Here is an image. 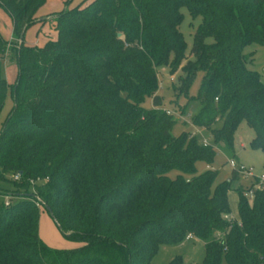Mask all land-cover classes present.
Returning <instances> with one entry per match:
<instances>
[{
	"label": "trees",
	"instance_id": "obj_1",
	"mask_svg": "<svg viewBox=\"0 0 264 264\" xmlns=\"http://www.w3.org/2000/svg\"><path fill=\"white\" fill-rule=\"evenodd\" d=\"M46 1L0 0L12 21V41L0 34V112L7 94L13 101L0 126V194L16 196L0 201V264H150L160 245L188 233L205 241L200 264H264V188L249 196L250 184H239L240 221L231 219L240 172L216 183L215 145L173 134L158 93L160 66L180 70L176 93L202 70L193 123L233 150L246 120L264 152V79L245 50L264 45V0H84L51 15L55 38L26 45ZM184 7L202 17L193 57L179 28ZM45 205L77 245L42 240Z\"/></svg>",
	"mask_w": 264,
	"mask_h": 264
},
{
	"label": "rangeland",
	"instance_id": "obj_2",
	"mask_svg": "<svg viewBox=\"0 0 264 264\" xmlns=\"http://www.w3.org/2000/svg\"><path fill=\"white\" fill-rule=\"evenodd\" d=\"M83 1L84 0H47L37 9V21L30 24L25 30L23 39L24 44L40 46L49 38H55V23L51 15L64 9L74 8ZM181 11L184 13V19L179 28L180 31L183 32L187 43L186 54L189 57H193L191 50L194 43V36L201 23L202 17H193L187 7H184ZM11 33V18L8 13L0 7V34L5 40L12 41ZM208 41L211 42L213 39L208 38ZM245 50L250 52L254 51L252 61L249 62V65L259 70L264 79V45L253 43L248 45ZM3 63L6 80L10 83L14 80L17 69L15 59L10 52L5 54ZM179 73V69L171 72L169 65H162L159 67V80L161 83L158 88V93L161 94L163 107L168 109L172 117L176 119V122L170 128L171 132L173 134L183 133L184 131L189 133L192 132L200 140L203 141L206 139L209 143L215 145L217 153L212 162V166L214 169L218 170L216 183L233 176V167L230 163L231 158H235L238 162L252 166L257 173L262 172L264 170V152L260 148L253 147L250 143L255 134L254 129L246 120H242L235 133L233 150L229 149L222 142L216 143L211 127L197 126L192 121V116L201 108V102L194 96L198 93L204 72L198 70L193 76L187 91L184 90L176 93L173 89V84H177ZM12 103L13 101L10 94H7L0 112V126L12 106ZM142 104L146 107L152 106L151 97L146 96ZM179 105L185 106L183 113L177 111ZM207 165L208 163L205 160L200 159L197 161L199 170L207 168ZM176 172V169H171L169 171L171 175H174ZM241 183L248 185L251 183V179L240 173L239 176L233 179L231 184L232 187L229 191L231 219L237 221H240V194L236 187ZM5 198V194H0V201ZM8 198L16 199V196L10 195ZM38 233L42 240L55 247H70L79 243L78 240L68 237L59 228L52 215L46 209H42L40 212ZM176 256H181L184 264H200L205 256V241L198 237H185L183 240L176 243L162 244L152 255L150 264H166ZM224 264L228 263L224 261Z\"/></svg>",
	"mask_w": 264,
	"mask_h": 264
},
{
	"label": "built area",
	"instance_id": "obj_3",
	"mask_svg": "<svg viewBox=\"0 0 264 264\" xmlns=\"http://www.w3.org/2000/svg\"><path fill=\"white\" fill-rule=\"evenodd\" d=\"M204 141L207 142L206 139ZM230 163L233 168L238 169V171L242 173L245 177H248L251 179L250 186L246 189L247 195L253 196L256 188H264V170L262 172L257 173L255 172L252 166L238 162L235 158H231ZM8 201H9V198L6 195L5 203H8ZM187 237L191 238L193 237V234L188 233Z\"/></svg>",
	"mask_w": 264,
	"mask_h": 264
},
{
	"label": "water",
	"instance_id": "obj_4",
	"mask_svg": "<svg viewBox=\"0 0 264 264\" xmlns=\"http://www.w3.org/2000/svg\"><path fill=\"white\" fill-rule=\"evenodd\" d=\"M42 19H44V18H42ZM41 19V20H42ZM120 35V34H119ZM45 207H46V209L49 211V213L52 215V210H51V208L49 207V206H47V205H45Z\"/></svg>",
	"mask_w": 264,
	"mask_h": 264
},
{
	"label": "crops",
	"instance_id": "obj_5",
	"mask_svg": "<svg viewBox=\"0 0 264 264\" xmlns=\"http://www.w3.org/2000/svg\"><path fill=\"white\" fill-rule=\"evenodd\" d=\"M40 216V215H39Z\"/></svg>",
	"mask_w": 264,
	"mask_h": 264
}]
</instances>
